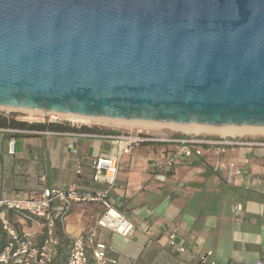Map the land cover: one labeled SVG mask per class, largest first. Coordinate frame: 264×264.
<instances>
[{
	"label": "water",
	"instance_id": "water-1",
	"mask_svg": "<svg viewBox=\"0 0 264 264\" xmlns=\"http://www.w3.org/2000/svg\"><path fill=\"white\" fill-rule=\"evenodd\" d=\"M0 106L264 127V0H0Z\"/></svg>",
	"mask_w": 264,
	"mask_h": 264
},
{
	"label": "crops",
	"instance_id": "crops-1",
	"mask_svg": "<svg viewBox=\"0 0 264 264\" xmlns=\"http://www.w3.org/2000/svg\"><path fill=\"white\" fill-rule=\"evenodd\" d=\"M14 121H18L14 116ZM29 124V123H28ZM63 127L67 125H62ZM68 130L0 128V199L38 198L46 189H63L75 183L80 191L101 188L93 182L92 161L109 156L116 145L103 136L139 130L70 125ZM176 132L150 130L153 140L133 146L119 163L110 202L133 224L123 238L98 224L103 209L95 203L72 204L54 231L55 245L49 264H68L72 238L93 232L95 243L106 246L105 256L115 264H199L211 252L215 264H255L264 261V146H240L217 154L182 157L177 144L165 141ZM14 141V153L8 143ZM264 141V140H260ZM174 158L170 174L155 178L151 163ZM240 174L227 181L228 164ZM77 167L80 173L76 174ZM240 206V210L236 207ZM10 225L22 236L30 234L36 245L44 227L14 212ZM175 232L176 253L168 244ZM0 237L6 240L2 230ZM88 264L93 246H85ZM208 264V263H207Z\"/></svg>",
	"mask_w": 264,
	"mask_h": 264
},
{
	"label": "built area",
	"instance_id": "built-area-1",
	"mask_svg": "<svg viewBox=\"0 0 264 264\" xmlns=\"http://www.w3.org/2000/svg\"><path fill=\"white\" fill-rule=\"evenodd\" d=\"M6 118L9 114L1 113ZM18 121L26 123H66L68 122L58 116L50 118L44 116L41 120H32L27 117L16 116ZM3 130V129H0ZM150 130L130 131L114 135H107L116 145L114 151L107 157L95 158L92 161L93 177L96 184L101 188L92 192L80 191L75 183L63 189H44L38 198L30 194L26 198L20 199H0V226L6 233V240L0 237V264H49L55 245L54 231L56 225L63 221L65 214L70 206L75 203H95L102 209V215L98 224L123 237L131 236L134 231L133 224L128 218L116 209L110 202V193L116 185L119 163L124 154L130 152L133 146H137L145 141L153 140L148 137ZM165 141L179 146V151L185 159L191 156H201L214 149L217 154H223L227 149L240 146H264V141L246 140L241 137L230 136H203L200 134H179L178 136L167 138ZM8 154L14 153V141L8 143ZM176 160L166 158L164 160H155L151 163L154 176L159 181H163L170 174ZM80 173V167H77L76 174ZM232 174H240V170L235 168L233 163L228 164L227 181L230 182ZM240 210V206L236 207ZM7 212H14L22 217L34 221L36 224H42L44 227V239L40 245H36L30 234L20 236L10 225L7 219ZM175 232L168 235V244L176 253H183L184 247L176 244ZM94 234L91 232L88 237L83 234L72 238L69 250L68 264H88V255L86 244L93 246L92 258L96 264H115L114 260H109L105 256L106 246L102 243H95ZM212 253L207 252L199 257V264H215L209 261ZM182 264H189L182 262ZM255 264H264L263 260Z\"/></svg>",
	"mask_w": 264,
	"mask_h": 264
},
{
	"label": "bare ground",
	"instance_id": "bare-ground-1",
	"mask_svg": "<svg viewBox=\"0 0 264 264\" xmlns=\"http://www.w3.org/2000/svg\"><path fill=\"white\" fill-rule=\"evenodd\" d=\"M11 112V111H18L24 113L28 119H41L44 116H49L50 118H54L56 116L71 122L76 125H97L96 123H105V122H112L115 124L140 128V130H147L148 128L154 127H162L167 126L171 127L175 130L182 131L185 134L190 133H210V134H217L220 136H244V134L248 133H258L264 134V127H250V126H205L199 124H171V123H159V122H152V121H144V120H121V119H109V118H101V117H89L77 114H68V113H55V112H45L41 110H30V109H14L8 107L0 106V112ZM41 117V118H39ZM95 123V124H92ZM139 130V131H140Z\"/></svg>",
	"mask_w": 264,
	"mask_h": 264
},
{
	"label": "rangeland",
	"instance_id": "rangeland-1",
	"mask_svg": "<svg viewBox=\"0 0 264 264\" xmlns=\"http://www.w3.org/2000/svg\"><path fill=\"white\" fill-rule=\"evenodd\" d=\"M1 113H6L9 115H13V116H19L21 118L27 117L24 113H21L18 111H11V112L1 111ZM39 118H41V117H39ZM32 120H35V119H32ZM36 120H41V119H36ZM92 124H95V123H92ZM96 124L99 125L98 127L107 128V129L115 128V129H119L121 131H124V130L125 131L126 130H140V128H137L136 126L129 127V126H123V125L115 124L112 122L96 123ZM92 126H96V125H92ZM148 130H165V131L167 130L170 132H176L178 134H185L182 131L175 130V129H173L171 127H167V126L148 128ZM190 134H195V133H190ZM199 134L203 135V136H219L217 134H210V133H199ZM236 137H239V136H236ZM240 137L243 139H246V140H253V139L254 140H264V134H258V133H248V134H244V136L242 135Z\"/></svg>",
	"mask_w": 264,
	"mask_h": 264
},
{
	"label": "trees",
	"instance_id": "trees-1",
	"mask_svg": "<svg viewBox=\"0 0 264 264\" xmlns=\"http://www.w3.org/2000/svg\"><path fill=\"white\" fill-rule=\"evenodd\" d=\"M62 125H67L63 127ZM21 128L30 129L36 131L51 130V131H61L68 130V124L66 123H26V122H16L14 121V116L9 115L8 118L0 114V128ZM2 234V228L0 226V235Z\"/></svg>",
	"mask_w": 264,
	"mask_h": 264
}]
</instances>
